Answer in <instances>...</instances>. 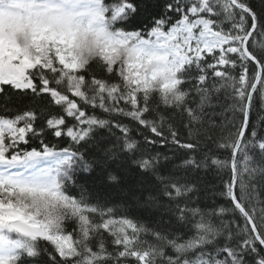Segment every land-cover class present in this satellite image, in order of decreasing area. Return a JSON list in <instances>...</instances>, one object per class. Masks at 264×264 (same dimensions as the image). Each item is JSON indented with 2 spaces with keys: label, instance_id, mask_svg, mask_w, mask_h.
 <instances>
[{
  "label": "snow or ice",
  "instance_id": "1",
  "mask_svg": "<svg viewBox=\"0 0 264 264\" xmlns=\"http://www.w3.org/2000/svg\"><path fill=\"white\" fill-rule=\"evenodd\" d=\"M260 4L0 0V264H264ZM211 166L228 206L193 207L174 170Z\"/></svg>",
  "mask_w": 264,
  "mask_h": 264
},
{
  "label": "trees",
  "instance_id": "2",
  "mask_svg": "<svg viewBox=\"0 0 264 264\" xmlns=\"http://www.w3.org/2000/svg\"><path fill=\"white\" fill-rule=\"evenodd\" d=\"M249 2L252 4V6L259 11L261 8L260 0H249ZM90 71L96 72L98 75H102L99 68L95 65L92 66ZM215 102V101H214ZM29 103L28 100H24L23 104ZM156 101H153V104H155ZM220 103L222 105V108L220 109L223 111V107L227 104L231 103V100L228 99L226 96L221 95L220 96ZM21 105H12L17 107H22ZM0 115H4L2 111H0ZM227 121L223 120L222 118L218 121V124L220 125L217 127V129L214 132V139L219 138L220 136H227L229 132H234L235 128L231 127L230 125L232 123H235L238 125L240 123L239 114H233L231 112L227 113ZM250 120L252 124H255L257 126V130L261 131V134L264 135V120L260 119V116L257 114V112L254 110L251 114ZM174 123L178 128H180V131L182 133V138L187 136V130L184 129L181 125V118L179 115H177L174 118ZM251 131V128H249V132ZM207 144V148H204V144ZM213 149L212 153L208 152V149ZM202 151H198L195 153V156L198 160H202L205 155H217L221 159H224L229 154L228 153H217L215 152L214 145L210 141L203 140L202 141ZM171 155V153H169ZM189 155H193L192 153H189ZM176 157L173 160L174 164L181 163L182 159H186V156H181V153L179 151L176 152ZM210 164V160L208 161ZM115 168L116 166L113 165ZM171 168V165H169ZM175 175L176 177L181 181H187L196 186L195 191L191 195L192 205L193 207H200L204 210L211 209L213 207H220L224 206L227 207L228 204L226 200L220 195L221 190L223 188L224 182L228 180L229 178V172L227 169H218L215 166L211 167H201L200 169H176ZM128 178L133 179L134 174H132L130 171L128 173ZM84 183V177L78 178L77 184H83ZM88 186L90 188H95L92 185L91 179L88 181ZM114 194V192H113ZM258 195L260 200L264 201V186H261L258 191Z\"/></svg>",
  "mask_w": 264,
  "mask_h": 264
}]
</instances>
